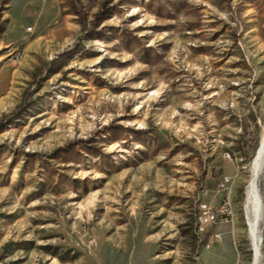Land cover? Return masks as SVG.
Here are the masks:
<instances>
[{
    "label": "rangeland",
    "instance_id": "obj_1",
    "mask_svg": "<svg viewBox=\"0 0 264 264\" xmlns=\"http://www.w3.org/2000/svg\"><path fill=\"white\" fill-rule=\"evenodd\" d=\"M263 126L264 0H0V264H251Z\"/></svg>",
    "mask_w": 264,
    "mask_h": 264
},
{
    "label": "bare ground",
    "instance_id": "obj_2",
    "mask_svg": "<svg viewBox=\"0 0 264 264\" xmlns=\"http://www.w3.org/2000/svg\"><path fill=\"white\" fill-rule=\"evenodd\" d=\"M264 168V126L260 134L258 145L250 161L249 179L246 186L244 207L248 214V237L253 251L251 264H257L260 254V222L262 217V197L259 190V177ZM230 188V187H229ZM224 206H228V222L233 219V211L224 201Z\"/></svg>",
    "mask_w": 264,
    "mask_h": 264
},
{
    "label": "built area",
    "instance_id": "obj_3",
    "mask_svg": "<svg viewBox=\"0 0 264 264\" xmlns=\"http://www.w3.org/2000/svg\"><path fill=\"white\" fill-rule=\"evenodd\" d=\"M230 175H224L219 181L216 189V194L221 196L219 205L216 207L210 201H200L197 206V217H196V231L200 234L205 232L208 227L216 223H229L228 215L229 209L228 206H224V198H226L228 190V181ZM221 233L215 232L211 235L210 241L207 244V247L210 246L214 240H220Z\"/></svg>",
    "mask_w": 264,
    "mask_h": 264
},
{
    "label": "crops",
    "instance_id": "obj_4",
    "mask_svg": "<svg viewBox=\"0 0 264 264\" xmlns=\"http://www.w3.org/2000/svg\"><path fill=\"white\" fill-rule=\"evenodd\" d=\"M225 224V223H224Z\"/></svg>",
    "mask_w": 264,
    "mask_h": 264
}]
</instances>
